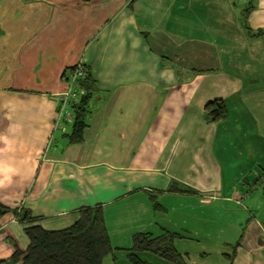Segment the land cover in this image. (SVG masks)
Segmentation results:
<instances>
[{"label": "crops", "instance_id": "obj_1", "mask_svg": "<svg viewBox=\"0 0 264 264\" xmlns=\"http://www.w3.org/2000/svg\"><path fill=\"white\" fill-rule=\"evenodd\" d=\"M247 29H264V0H0V203L31 217L0 220V262L27 250L26 227L64 230L97 206L113 248L129 249L136 234L182 231L195 199L251 213L233 264H264V182L243 187L264 175V125L248 106L264 97L252 89L264 36ZM79 64L97 92L71 146L59 97ZM217 100L229 117L209 123ZM173 182L197 194L170 193Z\"/></svg>", "mask_w": 264, "mask_h": 264}, {"label": "trees", "instance_id": "obj_2", "mask_svg": "<svg viewBox=\"0 0 264 264\" xmlns=\"http://www.w3.org/2000/svg\"><path fill=\"white\" fill-rule=\"evenodd\" d=\"M247 33L251 38H259L264 36V29L254 32L247 29ZM77 88L83 93L79 101L67 109L68 112L71 110L74 118L70 131L63 136L71 146L83 143L84 132L89 126L87 120L91 114L90 102L93 94L97 92L96 81L89 71L86 70V77L77 82ZM228 117L226 101L217 100L209 103L205 108V118L209 123L221 124ZM259 181L264 182V175L254 179L253 182L245 180L243 187L249 189ZM168 191L173 194H197V191L176 182L170 185ZM150 201L153 210L161 209L155 196H150ZM9 214L14 215L19 223L31 222L29 211L21 208L13 209L0 203V220ZM250 215L252 214L249 213ZM24 232L29 241L27 250L24 253L16 250L10 259L0 264H105L110 258L116 260V253L120 251L126 254L130 264H152L143 259L146 255H153L169 264H190L189 256L180 253L176 248L178 240L187 238L176 231H165L159 236L139 233L133 236L129 249L113 248L105 224L104 211L100 206L80 209L77 212L76 222L67 229L47 231L41 226L30 225L24 229ZM243 238L244 233L233 246L232 255H225L229 264H233Z\"/></svg>", "mask_w": 264, "mask_h": 264}, {"label": "rangeland", "instance_id": "obj_3", "mask_svg": "<svg viewBox=\"0 0 264 264\" xmlns=\"http://www.w3.org/2000/svg\"><path fill=\"white\" fill-rule=\"evenodd\" d=\"M242 6L248 8L251 5H255L254 1L251 3L248 1ZM260 52H262V58H264V39L261 40ZM257 70H260L263 75L260 79L254 83L252 89L259 90L264 89V62L262 66H258L255 63ZM213 69L227 70L226 65L220 62L218 66H214ZM241 72V71H237ZM248 106L254 109L256 115L262 119V125H264V97L249 99ZM234 117V115H233ZM255 130H253V133ZM256 139L252 138V141ZM250 140V139H249ZM227 181V178L225 179ZM252 182V181H251ZM253 188V187H252ZM196 191V190H195ZM238 191V190H237ZM225 194V197H223ZM246 193L239 192L237 195L240 199L244 198ZM227 193L215 194L209 193L208 197L224 199L227 198ZM157 202L161 206H165L162 200L159 198ZM184 205V201L181 202ZM178 204L176 211H173L174 205H170V218L175 219L178 217V213L183 211V206ZM187 215L186 219L182 220L185 222V226L182 231H178L181 235L186 236L184 242H177V250L182 254L189 256L188 262L190 264H229L225 255L231 256L233 253V246L239 241L246 229L247 219L255 222L256 219L252 215L242 208V206L231 207L224 202L212 203L211 201L189 199L187 202ZM20 209V207L13 208ZM176 213V214H172ZM179 230V229H175ZM184 230V231H183ZM263 240V241H262ZM260 240L264 246V237ZM143 259H146L152 264H169L153 255H146ZM105 264H130L126 259V254L121 253L116 255V260L110 258Z\"/></svg>", "mask_w": 264, "mask_h": 264}, {"label": "built area", "instance_id": "obj_4", "mask_svg": "<svg viewBox=\"0 0 264 264\" xmlns=\"http://www.w3.org/2000/svg\"><path fill=\"white\" fill-rule=\"evenodd\" d=\"M86 77V70L82 64L77 65L71 75H70V88L69 90L62 94L60 98L61 107H60V115L61 117L66 116V119L72 120L73 115L68 112L67 107L72 104H75L79 101L80 96L83 92H81L77 88V82L79 80H83Z\"/></svg>", "mask_w": 264, "mask_h": 264}]
</instances>
